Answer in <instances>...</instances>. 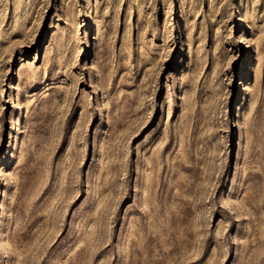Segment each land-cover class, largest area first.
Here are the masks:
<instances>
[{
    "label": "rangeland",
    "instance_id": "rangeland-1",
    "mask_svg": "<svg viewBox=\"0 0 264 264\" xmlns=\"http://www.w3.org/2000/svg\"><path fill=\"white\" fill-rule=\"evenodd\" d=\"M0 264H264V0H0Z\"/></svg>",
    "mask_w": 264,
    "mask_h": 264
}]
</instances>
